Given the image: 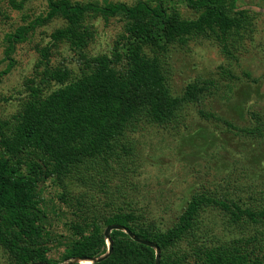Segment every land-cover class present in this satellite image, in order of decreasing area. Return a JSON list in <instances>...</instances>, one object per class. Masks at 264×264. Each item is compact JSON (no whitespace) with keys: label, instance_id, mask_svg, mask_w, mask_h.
Instances as JSON below:
<instances>
[{"label":"trees","instance_id":"trees-1","mask_svg":"<svg viewBox=\"0 0 264 264\" xmlns=\"http://www.w3.org/2000/svg\"><path fill=\"white\" fill-rule=\"evenodd\" d=\"M30 1L7 3L12 11L24 12ZM46 1L45 15L32 19L25 14V23L4 38V60L10 63L0 72V84L14 67L18 45L56 20L66 23L40 49L39 79L27 82L29 95L22 107L11 119H0V248L7 252L9 264H61L73 258L101 257L108 251L105 230L115 225L159 246L161 264H264L263 206L197 194L177 223L161 231L143 224L137 202L127 189L120 194L116 182L119 172H126L125 165L133 164L134 148L126 134L136 119L146 116L154 125L173 124L186 106L206 100L215 85L196 81L186 86L183 95L174 96L162 60L166 47L198 37L215 40L229 52V42L253 34L250 12L238 7L240 0H154L133 6L108 0L102 5ZM180 7L197 17L184 18ZM90 16L126 21L125 32L109 54L88 52L95 37L92 24L87 23ZM64 43L75 55L77 72L69 65H51L54 51ZM200 115L220 121L202 110ZM223 123L231 131L254 137L263 131L260 121L252 131ZM125 174L123 181L131 188ZM49 181L64 189L58 199L69 211L51 212L62 224V232L54 230L55 219L43 197ZM209 208L227 214L241 233L224 241L206 235L208 242L194 254L182 252L179 248L198 230L196 225ZM111 238V256L96 264H155L154 249L122 231H113Z\"/></svg>","mask_w":264,"mask_h":264},{"label":"rangeland","instance_id":"rangeland-1","mask_svg":"<svg viewBox=\"0 0 264 264\" xmlns=\"http://www.w3.org/2000/svg\"><path fill=\"white\" fill-rule=\"evenodd\" d=\"M72 1L102 5L105 0ZM108 1L133 6L140 1L154 0ZM0 6V72H3L10 63L4 60L5 35L25 23V14L32 19L45 15L47 1L31 0L24 12L12 11L7 0H0ZM238 7L250 12L253 34L229 42V52L215 40L194 37L185 43L168 45L162 55L173 95H183L190 83L212 81L215 85L206 100L186 106L180 118L166 126L154 125L146 116H141L126 134V140L134 148L133 164L124 167L132 187L124 183L122 170L116 182L120 194L127 189L128 195L137 202L144 225L167 231L177 223L190 200L202 193L242 199L249 206L264 207V0H240ZM180 12L186 19L197 17L196 12L186 7H180ZM87 23L92 24L91 32L95 33L94 42L91 40L88 48L92 56L109 54L127 26L120 18L106 22L94 16L88 17ZM65 25L63 20H56L37 29L26 43L17 46L12 57L14 67L0 84V119H11L22 107L29 95L27 82L39 79L40 49ZM74 59L75 55L64 43L58 52L54 51L51 65H69L77 72ZM201 110L214 114L220 121L202 117ZM223 121L251 131L260 121L263 131L255 137L242 134L229 130ZM79 188L81 184L75 191ZM63 190L50 181L45 184L43 197L50 213L69 211L58 199ZM102 198L106 207L104 194ZM203 215L196 225L198 230L179 248L188 255L208 242L206 235L224 241L241 233V228L232 226L228 215L218 208L206 209ZM50 216L55 219L54 230L62 232L58 217L52 213ZM54 250L52 257L56 258L57 250ZM0 264H9L8 254L2 248Z\"/></svg>","mask_w":264,"mask_h":264},{"label":"water","instance_id":"water-1","mask_svg":"<svg viewBox=\"0 0 264 264\" xmlns=\"http://www.w3.org/2000/svg\"><path fill=\"white\" fill-rule=\"evenodd\" d=\"M113 231H122V232L126 233L136 243H139V244H142V245H145V246H148V247L154 249L155 254H156L155 264H161V249L159 246H157L153 242L146 241V240H143V239L137 237L134 233H132L126 227L118 226V225L110 226L105 230L104 236H105V239L107 241V246H108V251L106 254H104L101 257L92 258V259L73 258V259L66 261L64 263H61V264H86V263L96 264V263H100V262L105 261L106 259H108L111 256V254L113 252V241L111 238V233ZM37 264H42V263H37Z\"/></svg>","mask_w":264,"mask_h":264},{"label":"bare ground","instance_id":"bare-ground-1","mask_svg":"<svg viewBox=\"0 0 264 264\" xmlns=\"http://www.w3.org/2000/svg\"><path fill=\"white\" fill-rule=\"evenodd\" d=\"M86 264H89V263H86Z\"/></svg>","mask_w":264,"mask_h":264}]
</instances>
